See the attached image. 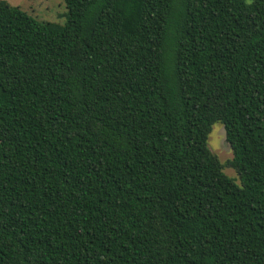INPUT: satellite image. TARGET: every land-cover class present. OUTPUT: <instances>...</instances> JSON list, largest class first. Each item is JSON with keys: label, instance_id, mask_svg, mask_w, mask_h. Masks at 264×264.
<instances>
[{"label": "trees", "instance_id": "1", "mask_svg": "<svg viewBox=\"0 0 264 264\" xmlns=\"http://www.w3.org/2000/svg\"><path fill=\"white\" fill-rule=\"evenodd\" d=\"M64 2L0 0V264H264V0Z\"/></svg>", "mask_w": 264, "mask_h": 264}, {"label": "rangeland", "instance_id": "2", "mask_svg": "<svg viewBox=\"0 0 264 264\" xmlns=\"http://www.w3.org/2000/svg\"><path fill=\"white\" fill-rule=\"evenodd\" d=\"M11 5L17 6L26 11L35 19L41 22H55L64 24L67 8L64 0H6ZM208 146L211 152L220 160L224 172L235 179H238L236 170L230 165L233 158V151L226 139V129L222 123H215L208 139Z\"/></svg>", "mask_w": 264, "mask_h": 264}]
</instances>
